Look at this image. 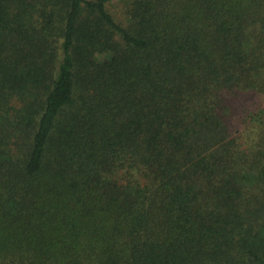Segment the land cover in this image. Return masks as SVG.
Instances as JSON below:
<instances>
[{
  "label": "trees",
  "instance_id": "obj_1",
  "mask_svg": "<svg viewBox=\"0 0 264 264\" xmlns=\"http://www.w3.org/2000/svg\"><path fill=\"white\" fill-rule=\"evenodd\" d=\"M0 264H264V0H0Z\"/></svg>",
  "mask_w": 264,
  "mask_h": 264
}]
</instances>
